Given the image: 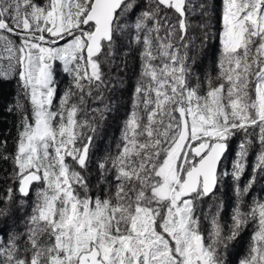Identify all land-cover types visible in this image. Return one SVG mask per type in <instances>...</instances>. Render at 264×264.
<instances>
[{"label": "snow or ice", "instance_id": "obj_1", "mask_svg": "<svg viewBox=\"0 0 264 264\" xmlns=\"http://www.w3.org/2000/svg\"><path fill=\"white\" fill-rule=\"evenodd\" d=\"M142 3L0 0V79L17 75L32 105L14 156L21 206L40 185L24 230L0 239V264H223L218 248L245 217L235 213L228 237L214 218L206 242L196 203L214 191L231 135L247 136L251 127L264 144V0H223L221 82L209 78L203 93L188 33L189 15L206 5ZM125 33L142 49L141 72L122 150L110 161L113 184L104 188L108 161L99 163L96 194L88 175L92 137L82 132L91 124L78 118L80 105L105 86L103 66L114 62ZM55 61L73 74L78 92L70 88L53 110ZM259 160L264 168V152ZM242 171L238 161L234 175ZM257 207L260 228L246 264H264V203Z\"/></svg>", "mask_w": 264, "mask_h": 264}, {"label": "trees", "instance_id": "obj_2", "mask_svg": "<svg viewBox=\"0 0 264 264\" xmlns=\"http://www.w3.org/2000/svg\"><path fill=\"white\" fill-rule=\"evenodd\" d=\"M204 1L195 0L197 4L208 5L207 1ZM211 2L216 7L217 22L215 28L210 26L208 29L212 32L210 33L212 40L209 56H205V60L203 64L199 65V68H195L197 62L193 58L192 50L194 49V38L200 34L198 31L201 29L196 30L192 26L188 33L192 39L189 55L195 61L192 71L200 78L202 93L207 89L209 78L214 85L221 82L223 0H211ZM146 3L147 0H143L142 8ZM142 8L137 9V15ZM194 13L189 15L191 25L195 17ZM169 14L171 15V13ZM134 18L135 16L130 21L127 19V22L131 23ZM130 40L131 36L128 33H125L119 40L114 62L104 65L102 69L105 73V86L99 90L93 87V95L86 96L85 103L80 105L81 112L78 118L87 120L91 124V127L82 129V132L84 136L92 137L88 175L96 194H99L100 191L96 179L99 163L108 161L109 171L105 173L108 179L103 182L104 188L113 184L116 170L111 166L110 161L122 150L125 124L129 114L134 110V90L141 72L140 53L142 49L139 45L130 43ZM192 60L189 62L191 63ZM54 69L57 93L53 98V110L59 106L64 93L70 88L72 91L78 92L74 87L72 73L65 71L64 68H58V64L54 65ZM112 69L118 72V77L113 81ZM19 81V77L15 74L0 79V209L9 210L7 216H0V239L2 240H7L9 233L24 230V221L31 212L36 188L40 187L39 184H34L32 195L28 197L23 206L20 205L22 197L15 191L18 184L14 182L16 170L14 156L18 133L21 130V117L26 114V105L30 107L31 111L32 105ZM121 82L125 84L118 86V83ZM192 83L195 84L196 81L193 80ZM97 92H99V98H97ZM77 99L78 97H73V102H76ZM17 104L23 105V110L18 108ZM117 113H121L116 122L117 125L114 129H109L107 126L108 117L109 115L115 116ZM244 141H249V143L244 155L241 156L240 145ZM227 142L228 152L219 170L217 190L212 195L197 201L196 216L199 218V229L208 242L207 237L213 231V219L215 218L218 222L222 236L228 237L234 228L233 217L239 211L245 217V223L239 228L235 237L226 240V246H220L218 251L223 264H246L253 254L252 249L256 246L255 237L260 228L257 206L264 203V168L258 167L260 154L264 152V144H261L259 140V130L251 127L247 129V136L243 130L237 131L228 138ZM238 161L243 164V171L239 178L234 175V166ZM9 188L14 190L13 199L11 202H6L5 198ZM245 188L246 191H241ZM14 200H18L17 208L10 206ZM253 211H255V215H252ZM8 216L10 217L8 218ZM13 219H16V222H13ZM13 226L15 227L13 228ZM21 245H23V241H21Z\"/></svg>", "mask_w": 264, "mask_h": 264}, {"label": "rangeland", "instance_id": "obj_3", "mask_svg": "<svg viewBox=\"0 0 264 264\" xmlns=\"http://www.w3.org/2000/svg\"><path fill=\"white\" fill-rule=\"evenodd\" d=\"M203 2H205L204 0H202ZM208 5H206L205 9L203 11H200L199 8L196 9L195 17L192 21V26L198 30L201 29V31H198V36H196L194 38V49L193 51V58L196 60V64H195V68H199V65L203 64V61L205 60V56H209V48L211 47V35L210 33H212L210 30V26L212 28H215V24H216V7L215 5L211 2V0H206ZM207 8V10H206ZM206 10V11H205ZM194 16V15H193ZM133 18V16L128 17V20L130 21ZM206 24V25H205ZM62 43V42H61ZM58 64V68H64L65 66L63 64L62 61H55L53 62V68L54 65ZM203 66V65H202ZM53 71H55V69H53ZM111 74H112V81L114 80V78L118 77V72H115L114 69L111 70ZM123 73V72H122ZM53 77H54V72H53ZM125 78V77H124ZM123 81V80H122ZM19 83L21 84V82L19 81ZM120 84H125L123 82L118 83V86H120ZM121 85V86H123ZM54 88L55 90H57V86H56V80L54 79ZM24 90V89H23ZM25 91V90H24ZM124 99V98H123ZM27 103L29 104V102L27 101ZM25 112L27 115L31 116V110L30 107L26 105L25 108ZM121 113H117L115 116L109 115L108 120H107V126L109 129H114L116 127V122L118 120V117L120 116ZM18 201V200H17ZM16 200H14L12 203H10V206H13L14 208H17V202ZM17 202V203H16ZM21 208V207H20ZM15 213V212H14ZM10 216H8L9 218ZM13 222H16V219H13ZM15 226H13L14 228Z\"/></svg>", "mask_w": 264, "mask_h": 264}, {"label": "water", "instance_id": "obj_4", "mask_svg": "<svg viewBox=\"0 0 264 264\" xmlns=\"http://www.w3.org/2000/svg\"><path fill=\"white\" fill-rule=\"evenodd\" d=\"M227 143V148H226V150H225V153L223 154V157H222V159H221V162H220V164H219V166H218V170H217V185H216V187H215V189H214V191L210 194V195H212L216 190H217V187H218V174H219V170H220V167H221V164H222V162H223V160H224V158H225V156H226V153L228 152V142H226ZM210 195H208V196H210Z\"/></svg>", "mask_w": 264, "mask_h": 264}, {"label": "flooded vegetation", "instance_id": "obj_5", "mask_svg": "<svg viewBox=\"0 0 264 264\" xmlns=\"http://www.w3.org/2000/svg\"><path fill=\"white\" fill-rule=\"evenodd\" d=\"M57 93V90H55V94Z\"/></svg>", "mask_w": 264, "mask_h": 264}]
</instances>
